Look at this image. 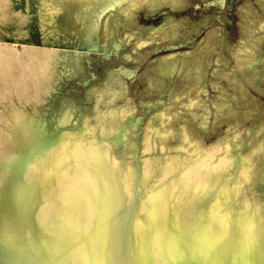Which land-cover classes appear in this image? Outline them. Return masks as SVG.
<instances>
[{"label": "rangeland", "instance_id": "374dc122", "mask_svg": "<svg viewBox=\"0 0 264 264\" xmlns=\"http://www.w3.org/2000/svg\"><path fill=\"white\" fill-rule=\"evenodd\" d=\"M89 2L0 0V72L3 68H9L11 74L22 69L52 70L47 90L38 92L40 99L30 96L22 100L13 91L14 98L12 94L0 98V115L17 106L32 115L50 113L68 126L81 128L84 138L96 131L93 136L105 142L111 157L126 166H130V159L131 166L140 163L142 169H150L152 179H160H155L158 185L168 176L164 178V168L168 165L167 170H173L175 156L181 155L176 160L186 157L181 160L182 166L195 161L199 167L197 161L213 150L208 152L210 156L217 152L218 156L214 159L206 154L208 160L203 163L211 165L199 161L201 167L216 170L217 161L226 158L237 167L235 173L240 185L248 190L247 197L251 200L253 194L256 201H264V0H116L97 13ZM77 16L81 20L77 21ZM9 59L16 60L13 67ZM43 62L49 63L48 68ZM31 77L27 84H34ZM125 123L129 128L125 139L114 140L112 134ZM159 128L169 132L168 136L157 131ZM152 129L162 135L152 131V137L148 136ZM162 136L168 145L161 151ZM144 145L149 146L146 149ZM190 145L200 148L195 146L194 154H190ZM174 148L177 155L173 154L176 151L172 153ZM165 149L170 158L175 157L169 162ZM226 161L216 170L218 173L210 167L201 171L209 170L206 176L216 177L232 165ZM193 166L189 167L191 173H200V178L202 172L193 171ZM153 186L147 189L151 191Z\"/></svg>", "mask_w": 264, "mask_h": 264}, {"label": "bare ground", "instance_id": "6f19581e", "mask_svg": "<svg viewBox=\"0 0 264 264\" xmlns=\"http://www.w3.org/2000/svg\"><path fill=\"white\" fill-rule=\"evenodd\" d=\"M88 1L96 13L116 2ZM48 62L43 64L46 63L47 67ZM15 63V59H9L10 67ZM43 64L41 66H45ZM48 70L22 69L11 74L9 68H3L0 72V98H8L13 91H17L15 94H19L16 95L19 99L27 100L30 96L40 99L38 92L47 90L52 76V70ZM28 77L34 84H27ZM13 95L11 98H14ZM0 121L3 122L0 127V264H264V201H256L258 198L254 199L253 194L251 200L247 197L248 190L240 185V178L235 173L237 167L232 162V167L227 166L220 175L215 174L218 175L216 177L205 174L209 170L218 173L216 170L226 161L228 152L225 149L226 153L222 152L224 161L219 153L223 163L220 165L221 161H217L219 157L215 160L219 163H214L216 170L204 166L210 169L201 171L204 170L201 164L213 150L205 149L204 152L207 150L209 153L203 156V160L197 161L202 169L195 161L193 163L197 168L190 164L195 169L193 171L200 169L202 172L199 178V171L197 175L189 169L192 168L188 166L192 161L186 162L187 166L183 162L185 165L182 166L181 160L186 157L176 160L181 155H177L175 147L172 153L176 151L173 154L177 156L172 157L177 166L172 163L173 170L170 168L169 174L168 163L162 158L167 165L164 166L167 173H161L164 178L165 174L168 176L162 185L161 181L158 185L155 179H160L150 177V169L147 171L145 168L147 165H143L145 169L138 162L131 166L133 160L127 157L131 163L126 166L121 160L111 157L105 142L93 136L96 131H92L95 133L89 138H84L81 128L68 126L64 123L66 121L58 120L50 113L32 115L17 106L10 108L7 114L2 113ZM127 128V123L116 128L112 134L114 140L121 141ZM152 131L147 135L152 137ZM165 131L161 133L168 136L169 132ZM151 137L147 138L149 142H152ZM166 139L159 145L160 150L163 145H168L165 144ZM149 145L144 146L153 149L152 143ZM199 146H196L197 150ZM183 147L187 153L193 148L190 154H194L195 148L191 145L188 150ZM197 150L195 153L200 152ZM217 151L221 152V149ZM163 153L161 155H166L168 151ZM216 155L210 157L215 159ZM169 156H165L170 159L168 162L172 160ZM227 157L228 160L230 156ZM205 162L203 165H211ZM153 183L157 185L153 186ZM259 184L261 186L262 182ZM151 186L149 191L147 188Z\"/></svg>", "mask_w": 264, "mask_h": 264}]
</instances>
